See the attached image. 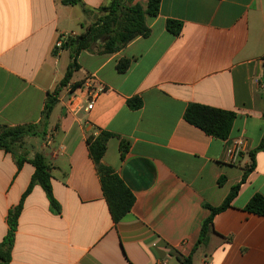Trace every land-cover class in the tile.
<instances>
[{"label": "crops", "instance_id": "1", "mask_svg": "<svg viewBox=\"0 0 264 264\" xmlns=\"http://www.w3.org/2000/svg\"><path fill=\"white\" fill-rule=\"evenodd\" d=\"M0 0V126L39 125L49 95L59 88L45 134L18 169L0 149V243L8 213L19 205L39 152L52 166V190L60 213L35 186L18 219L10 264H264V217L245 210L264 197V0H161L146 16L149 37H137L115 53L106 38L77 57L78 70L60 87L73 46L57 48L63 35L78 37L104 18L113 0ZM148 0H123L124 7ZM168 20L182 23L179 36ZM69 37V38H70ZM66 43V41L64 42ZM130 59L118 73L119 60ZM96 92L86 111L88 87ZM142 99L132 110L130 99ZM190 104L235 114L226 140L208 136L184 119ZM107 131L102 163L135 196L132 211L114 224L87 139ZM244 137L245 152L229 164L225 147ZM130 147L121 159L120 143ZM251 169V170H250ZM247 178L243 181L246 172ZM221 182V184H220ZM239 185L231 206L213 217Z\"/></svg>", "mask_w": 264, "mask_h": 264}, {"label": "trees", "instance_id": "2", "mask_svg": "<svg viewBox=\"0 0 264 264\" xmlns=\"http://www.w3.org/2000/svg\"><path fill=\"white\" fill-rule=\"evenodd\" d=\"M122 1L123 0H113L111 6L104 9L108 11V14L104 18L88 26L85 32L78 37H70L66 43H64L63 47L73 46V53L72 62L60 87L65 86L70 81L73 72L78 70L77 57L79 53L84 50H91L99 39L106 38L105 43L102 45L103 52L115 53L125 48L137 37L147 38L150 36L151 30L146 24V16H158L161 0H148L145 10L140 4L124 7ZM63 4L72 6L79 5L83 7L84 12L87 11L82 0H63ZM182 26L181 22L175 20H168L166 23L167 31L174 36L180 35ZM130 65V59H121L117 63L116 69L118 73L123 74L128 71ZM58 93L59 88L53 95L48 96L42 113V121L39 125H25L19 127L0 126V149L16 156L18 169L22 167L27 159L17 154L20 151L27 153L24 148L27 139L42 137L45 134L48 120L57 104ZM128 106L132 110H138L143 106L142 99H130L128 101ZM235 117V114L232 112L198 104H190L184 113L186 122L200 129L208 136L220 140H226L228 138ZM113 137H115V135L110 132L100 131L97 135H90L87 139V143L89 155L96 166L110 215L114 224H118L132 211L136 199L118 174L112 168L102 163V159L107 150L108 141ZM129 147L130 145L128 142L121 141L120 154L122 160L125 158ZM263 148L264 137L260 146V149ZM29 162L34 166L35 172L19 205L11 209L8 213L9 230L2 243H0V264H10L11 262V253L18 219L23 209L24 200L35 186L42 187L46 193L52 212L60 213V206L54 198L52 190V166L50 162L44 154L39 152L35 153L34 157ZM250 170L246 172L243 181L246 180ZM239 187L240 186L237 185L232 189L230 195L221 206H206L211 211V216L203 224L201 237L196 249L204 242V239H206L213 217L231 206V202L236 197ZM245 210L249 213L264 217V197L255 195L248 202ZM182 263L192 264V257L183 259Z\"/></svg>", "mask_w": 264, "mask_h": 264}, {"label": "built area", "instance_id": "3", "mask_svg": "<svg viewBox=\"0 0 264 264\" xmlns=\"http://www.w3.org/2000/svg\"><path fill=\"white\" fill-rule=\"evenodd\" d=\"M70 36L69 35H63L61 37V40L56 44L57 48H62L64 45V42L68 40ZM91 87H88V97L90 98V101L88 102L87 107L85 108L86 111H90L93 109L94 106V99L96 96V92ZM247 146V141L244 137H238L233 139L230 143H228L225 147V159L226 162L229 164H236L238 163L239 159L241 158L242 154L245 152Z\"/></svg>", "mask_w": 264, "mask_h": 264}, {"label": "water", "instance_id": "4", "mask_svg": "<svg viewBox=\"0 0 264 264\" xmlns=\"http://www.w3.org/2000/svg\"><path fill=\"white\" fill-rule=\"evenodd\" d=\"M34 146H35V142L33 141V142L29 143V144H25L24 148L28 149V150H32L34 148Z\"/></svg>", "mask_w": 264, "mask_h": 264}]
</instances>
